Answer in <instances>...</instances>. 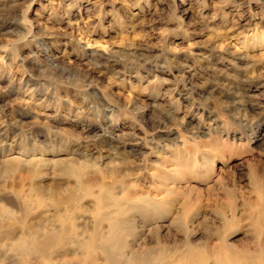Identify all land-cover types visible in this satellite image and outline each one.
I'll use <instances>...</instances> for the list:
<instances>
[{
  "label": "rangeland",
  "instance_id": "1",
  "mask_svg": "<svg viewBox=\"0 0 264 264\" xmlns=\"http://www.w3.org/2000/svg\"><path fill=\"white\" fill-rule=\"evenodd\" d=\"M0 202V264H264V0H0Z\"/></svg>",
  "mask_w": 264,
  "mask_h": 264
},
{
  "label": "bare ground",
  "instance_id": "2",
  "mask_svg": "<svg viewBox=\"0 0 264 264\" xmlns=\"http://www.w3.org/2000/svg\"><path fill=\"white\" fill-rule=\"evenodd\" d=\"M34 160H38V157H36V158L35 157L34 158L29 157L28 159H26V158L21 157L17 153H11L10 155L6 156L2 162L5 163V164H3V166L7 164L6 165L7 167H3V168H5L6 172L8 173L9 171L11 172L13 169H15L14 168L15 165L17 166V164L22 163L23 165L25 164V166H26L27 164H30V163L32 164L34 162ZM85 164H87V163H85ZM85 164L80 163V164H78L79 165L78 167L71 168L68 171L69 174H72L76 177L77 182H78L77 184L81 185L82 187L85 186V183L92 182L96 178L95 176H93L94 175L93 173L95 171V169H94L95 167L92 168L93 167V165H92L91 166L92 169L88 170V168H87V166H85ZM89 165H91V164H89ZM17 168H19V167H17ZM5 169H4V171H5ZM62 170H64V169H62ZM16 171H18V170H16ZM30 171L28 170V172H30ZM31 188L36 189L39 187L34 186V184L32 183ZM16 191H20V190H16ZM16 191H15V193H16ZM37 191H39V190H37ZM17 195H19V193ZM55 200L57 201L58 199H55ZM54 204H55V201H54ZM0 209H4V210L8 209L9 211L11 210L9 208H6L5 204H3L2 202H0ZM260 219H261V216L259 215V217H257V222H259ZM113 225H114V221H112V223H111V226H113ZM256 229H258V223H256ZM69 234H70V232H69ZM69 236L70 235H68L67 231L57 232V231H54L53 229H50L48 234L44 235L41 239L37 240L35 243H32L30 252L33 253L34 255H38L39 257H42V258H49V255H51L53 253L52 249L56 245L62 244L64 241L66 242L67 239L70 240ZM91 236H92L90 239L91 244H87V246L88 247H91V246L97 247L99 245V242H97L98 241V238H97L98 235L92 234ZM0 240H1V238H0Z\"/></svg>",
  "mask_w": 264,
  "mask_h": 264
}]
</instances>
